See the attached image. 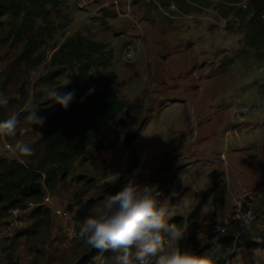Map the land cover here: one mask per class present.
<instances>
[{"label":"rangeland","instance_id":"374dc122","mask_svg":"<svg viewBox=\"0 0 264 264\" xmlns=\"http://www.w3.org/2000/svg\"><path fill=\"white\" fill-rule=\"evenodd\" d=\"M243 2L249 0H65L32 20L37 49L31 59L40 57L43 62L31 72L27 61L20 59L25 41L9 37L10 18H0V71L6 72L0 93L8 98L0 106V120L13 114L18 120L15 136H8L10 140L0 136V157L19 160L17 140L32 147L28 160L41 154L44 123L33 121L55 90L43 78L52 54L76 32L113 48V62L104 69L117 73L114 86L121 96L141 105L135 107L115 147L98 148V138L65 180L54 190L45 189L44 196L51 198L45 206L50 210L47 217L32 216L33 209L22 216L30 264H79L91 248L77 235L67 236L56 210L77 216L82 204L93 199L99 205L133 174L160 190L190 163L199 165L184 177L202 189L206 177L217 182L220 174L228 173L224 162L215 160V148L243 143L249 149L238 155L245 159L236 158L242 168L237 175L246 172V182L233 189L230 215L217 224L227 221L241 204L253 210L256 221L246 237L235 241L238 264H247L245 252L257 249L248 242L264 245V33L256 45L247 38L246 20L236 15ZM135 43L136 59L124 60V48ZM58 81L68 84L67 73ZM26 84L28 98L22 104L18 97ZM121 118L125 114L117 120ZM231 168L235 170L234 162ZM219 215L224 216L223 206ZM8 217V211L0 209V223ZM76 219L78 233L82 220ZM114 258L101 251L87 264H114Z\"/></svg>","mask_w":264,"mask_h":264},{"label":"trees","instance_id":"16d2710c","mask_svg":"<svg viewBox=\"0 0 264 264\" xmlns=\"http://www.w3.org/2000/svg\"><path fill=\"white\" fill-rule=\"evenodd\" d=\"M64 2L65 0H0V18H10L8 36L26 43L20 59L27 61L29 72L43 62L40 57L31 59V54L37 49L33 39V18L48 14L51 8L62 6ZM263 14L264 0H249L245 9H237L236 15L246 20L247 38L254 45L264 33ZM113 59L114 50L108 43L89 39L80 32L67 36L55 50L48 62L50 70L43 80L51 87L54 86V91L74 92V98L67 108L53 103L50 97L42 103V108L36 114L44 120L39 139L42 152L29 160L19 155L20 159L29 161L27 166L20 163V159L0 158V209H24L28 203L33 202L36 207L32 216H40L42 219L47 217L50 210L42 206L45 189L54 190L60 181L65 180L82 158L83 151L98 138V148H113L124 137L128 119H131L135 107L140 108L141 105H134L131 100L121 96L114 86L117 73L104 69ZM64 73H67L68 84L58 81ZM5 75V71H0V79ZM23 89L24 94L18 99L25 104L28 98L27 84ZM121 114H125L126 118L117 120ZM5 138L10 140L8 135ZM172 185L173 178L168 184L161 186H166L164 190L156 187L154 194H158L159 199L168 196ZM225 191L220 183L214 181L187 218H173V223L183 229L186 227L184 238L179 242L182 248L191 249L201 227L200 219L207 201L212 199L219 209L224 202ZM95 206L97 201L93 199L82 204L77 219L83 220ZM217 246L218 264H232L237 255L232 237L211 240L197 253L202 254ZM247 246L264 247L259 242H248ZM100 252L101 250L91 247L78 263L87 264ZM102 254L105 257L116 255L111 249L102 251ZM9 264L18 263L10 261Z\"/></svg>","mask_w":264,"mask_h":264},{"label":"clouds","instance_id":"9594fccd","mask_svg":"<svg viewBox=\"0 0 264 264\" xmlns=\"http://www.w3.org/2000/svg\"><path fill=\"white\" fill-rule=\"evenodd\" d=\"M74 95L57 90L51 92L50 100L67 108ZM7 103L8 98L0 93V106ZM33 123L42 125L44 120L37 117ZM17 124L15 114L0 120V134L15 136ZM14 150L23 157L33 153L32 147L21 140L15 142ZM19 162L25 166L29 163L27 159ZM181 206L187 207L188 201ZM178 214L177 205L159 199L153 185L138 181L133 174L83 218L77 236L92 248L113 250L114 264H218L219 246L202 254L180 246L185 232L172 222Z\"/></svg>","mask_w":264,"mask_h":264},{"label":"crops","instance_id":"0c3cea01","mask_svg":"<svg viewBox=\"0 0 264 264\" xmlns=\"http://www.w3.org/2000/svg\"><path fill=\"white\" fill-rule=\"evenodd\" d=\"M134 45L136 47L138 46L136 43ZM0 147H2L1 144ZM215 149L217 150L215 154H213L216 158L215 160L223 161V168L226 169V171L228 170V173H226V175L224 176L225 178L223 177L224 174L219 175V180L216 178L217 182H219L221 185L224 184L223 187L226 190L224 202L221 203L220 207L222 208L223 206L224 216L219 215L220 208L217 209L212 199L207 201V203L203 207V213L200 219L201 229L198 230L190 251L197 252L199 249L198 245L201 242V247L207 245V243L205 242L208 241V239L212 241L218 240L216 232L217 222L224 221L226 217H229L230 209L234 202V195H236L233 189L236 188L238 184L244 186L246 182L244 181L246 175L245 171V173L241 174L240 177L237 175L238 170H241L242 168L240 167L236 158L242 160L245 159V157L241 158L240 156L242 155V153H246V150H248L249 147L245 146V144L243 143L241 145H236L233 147L220 145ZM233 162L235 163V170L231 168V164ZM197 165H199L198 162L190 163L185 167H180L172 177L173 185L171 187L169 195L161 198L169 204L178 206V211L180 214L176 216H183L187 218L198 205L203 193L213 185V182L211 181L212 177H206L205 185L202 189H200L198 185L192 186L188 181H186L184 177L186 172L190 169L195 168ZM222 177L223 179L221 180ZM181 179H183L182 185H180ZM183 187H185L184 190H182ZM165 188L166 186L162 187L161 189L164 190ZM185 200L188 201V206L182 207V202ZM27 231L28 230L22 231L20 229L18 232L13 233L8 229L4 222L0 223V264H9L10 261L16 262L18 264H30L29 255L31 248L26 238V236L28 235ZM184 231H186V227L184 228ZM245 255L246 257L250 258L249 260H247V264H264V249H250L249 251L245 252ZM237 259L238 255H236V257L233 259L232 264H238L240 260Z\"/></svg>","mask_w":264,"mask_h":264},{"label":"built area","instance_id":"2783aa9c","mask_svg":"<svg viewBox=\"0 0 264 264\" xmlns=\"http://www.w3.org/2000/svg\"><path fill=\"white\" fill-rule=\"evenodd\" d=\"M241 7L246 8L247 4L242 3ZM264 17V14H263ZM136 49L137 47L134 44H127L123 50V59L127 61H134L136 59ZM3 137V134H0ZM4 138V137H3ZM2 158V157H0ZM42 206H47L49 202H51V198L49 196H44L42 201ZM36 207V204L30 202L27 204V207L22 209L19 207H13L8 210L9 217L5 221L6 226L11 232H18L20 229L24 228L25 222L22 219L24 214H27L28 210H32ZM56 213L60 216L62 220H64L65 232L69 237H76V227H75V219L76 214H71L66 209L56 210ZM77 221V219H76ZM256 221V215L251 209H244L241 204H238L230 218L222 223L216 225L217 239L224 237H232L236 241L242 237H246L252 225Z\"/></svg>","mask_w":264,"mask_h":264}]
</instances>
